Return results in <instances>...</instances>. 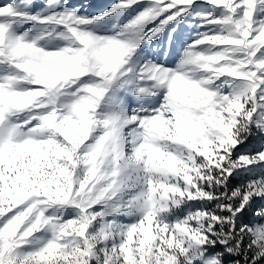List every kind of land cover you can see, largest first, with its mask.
<instances>
[{
	"label": "snow or ice",
	"instance_id": "snow-or-ice-1",
	"mask_svg": "<svg viewBox=\"0 0 264 264\" xmlns=\"http://www.w3.org/2000/svg\"><path fill=\"white\" fill-rule=\"evenodd\" d=\"M0 264H264V0H0Z\"/></svg>",
	"mask_w": 264,
	"mask_h": 264
}]
</instances>
